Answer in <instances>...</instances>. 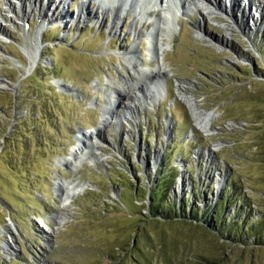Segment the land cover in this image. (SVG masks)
Segmentation results:
<instances>
[{
    "label": "rangeland",
    "instance_id": "1",
    "mask_svg": "<svg viewBox=\"0 0 264 264\" xmlns=\"http://www.w3.org/2000/svg\"><path fill=\"white\" fill-rule=\"evenodd\" d=\"M81 1L0 0V264H264L252 239L244 246L197 221L144 216L169 165L178 215L205 212L231 178L264 206V0H212L210 16L192 7L163 39L162 60L149 57L147 23L136 22L142 38L133 40L132 12L103 15L90 1L80 14ZM133 43L142 68L170 70L164 93L131 113L122 95L103 127L107 79L127 91L135 82L118 57ZM181 96L214 112L208 132ZM85 133L95 147L69 167ZM60 183L79 192L66 200Z\"/></svg>",
    "mask_w": 264,
    "mask_h": 264
},
{
    "label": "bare ground",
    "instance_id": "2",
    "mask_svg": "<svg viewBox=\"0 0 264 264\" xmlns=\"http://www.w3.org/2000/svg\"><path fill=\"white\" fill-rule=\"evenodd\" d=\"M90 1H94L99 4L98 9L102 11L103 15L109 13L111 11L110 9L115 11V16L128 13L129 11L132 12L134 28L130 27L131 29H129L134 34V41L142 38L140 37L141 33L135 30V24L137 21L141 22V26H144V23H149V25L150 23L154 24V26L151 27V30L144 35V38L149 44V57L154 60L163 59L166 48L162 41L164 38H170V34L172 32H177L178 23L176 20L178 14H184L186 11L192 12V7L196 9H198V7H202L206 16L212 15L216 10L215 6L212 4V0H82L80 14H84V7L86 3ZM231 1L232 3L235 2V0ZM229 3L231 4L230 0ZM147 27L149 26L146 25V28ZM0 35H3L2 27H0ZM135 48V43H133L129 49L118 54L122 68L127 73H131L133 77L135 76V82L128 86V91L126 90V85L124 86L119 83L116 84L112 79H107L106 90L109 91L111 97L109 99L110 107L106 108L104 115H102L103 120L101 121V125L103 127L109 124V119H111V121L114 120L111 115L113 114L115 105L120 103L122 95L127 96L128 101H131L127 104L126 109V113H131L132 109H135L136 103H142L145 100L146 94L150 97V100H152L160 93H164V83L168 74L171 73L170 70L162 64H158L156 70H145L141 66ZM31 61L34 62L32 59ZM183 87L184 86L179 89L181 92ZM137 90L139 91L137 92ZM112 98H116V100L114 101ZM181 98L189 107L197 126L202 131L208 132L212 121L216 117L214 112H206L198 109L195 100L191 96H181ZM125 117H127V115ZM94 139L95 137L93 133H85L82 135V138L77 137V146L73 148L70 156L63 160V162L69 167H74L81 157L89 149H91L89 145L95 147V144L93 143ZM57 187V190L65 197L66 200L72 198L79 192V190L65 187V183L57 184ZM82 188H80V191ZM61 221L62 220L58 223ZM47 225L45 224V226L48 227L50 235L55 233V229L50 228Z\"/></svg>",
    "mask_w": 264,
    "mask_h": 264
},
{
    "label": "trees",
    "instance_id": "3",
    "mask_svg": "<svg viewBox=\"0 0 264 264\" xmlns=\"http://www.w3.org/2000/svg\"><path fill=\"white\" fill-rule=\"evenodd\" d=\"M172 145L173 144L168 147V155L170 156L175 154L171 148ZM178 153L182 155V162H184L185 152L178 151L177 154ZM190 170L193 175V168H190ZM174 173L175 170L170 165L165 167L161 174L162 176L158 179L159 181L150 189L148 197L151 206L147 213L144 214L145 218L151 221H156V219H162L164 221L177 218L184 220L190 219L198 223H203L205 229L215 231L224 241L233 240V243H241L245 246L246 242L252 239L251 245L264 246V206L252 202L251 198L248 196L249 191L253 192L255 189L250 187L249 191L245 192L244 190L248 188L246 185L247 183L238 186L240 184H237L238 182H233V178H231L228 182V184L231 183V185H227L223 190L216 192V194H218L223 191L224 194L222 197L215 203L207 204L206 210H209V213H207L206 210L203 212V210L201 211L193 207L186 215H178L180 209L172 203L173 199L170 197L178 179ZM137 191L139 192L138 189ZM261 193L263 194L264 192ZM238 197L244 201L240 206L235 203V201H238ZM183 204V208L185 209L187 204ZM252 206H255L257 210L252 208ZM230 207H232V215H230L228 219H231V222H227L228 220H225L226 217L223 213L227 212ZM210 209H212L211 212ZM244 212L247 214L242 217ZM199 217L202 222L197 220Z\"/></svg>",
    "mask_w": 264,
    "mask_h": 264
}]
</instances>
